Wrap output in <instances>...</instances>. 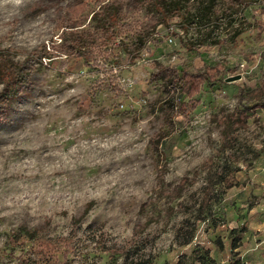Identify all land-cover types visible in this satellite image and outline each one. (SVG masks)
Returning <instances> with one entry per match:
<instances>
[{
  "label": "rangeland",
  "instance_id": "obj_1",
  "mask_svg": "<svg viewBox=\"0 0 264 264\" xmlns=\"http://www.w3.org/2000/svg\"><path fill=\"white\" fill-rule=\"evenodd\" d=\"M81 1L0 0V58L29 70L16 96L0 80V264H264V0L224 43L163 29L113 70L66 56L98 10ZM216 66L194 110L169 108L173 70Z\"/></svg>",
  "mask_w": 264,
  "mask_h": 264
},
{
  "label": "trees",
  "instance_id": "obj_2",
  "mask_svg": "<svg viewBox=\"0 0 264 264\" xmlns=\"http://www.w3.org/2000/svg\"><path fill=\"white\" fill-rule=\"evenodd\" d=\"M93 1L98 10H92L88 25L85 28H66L61 42L66 46L67 57H74L85 67L97 70H113L121 66L122 60L134 63L149 43H161L166 38L161 36L163 29L169 31L175 27L185 35L192 31L194 35L184 43L188 50L224 43L220 39L219 29L226 30L239 21L238 34L248 24L241 14L252 3V0H193L192 7L189 8L190 0H135L149 20L148 23L143 21L135 25L129 22L119 0H82L73 6V15L78 17L86 13ZM175 19H178L176 23ZM2 59L7 61L6 65L0 63V80L5 83L2 97H13L17 95L20 76L21 79L25 78L24 73L29 70H18L15 63L6 58H0V61ZM219 71L218 66L208 67L198 73L184 70L181 75L173 70L168 81V87L171 86L173 94L166 104L172 111L182 108L188 110L192 100L186 103L184 98L190 99L200 93L205 84L217 83ZM16 74L18 76L14 79ZM196 104L191 105L193 110Z\"/></svg>",
  "mask_w": 264,
  "mask_h": 264
},
{
  "label": "water",
  "instance_id": "obj_3",
  "mask_svg": "<svg viewBox=\"0 0 264 264\" xmlns=\"http://www.w3.org/2000/svg\"><path fill=\"white\" fill-rule=\"evenodd\" d=\"M241 77L240 76H237V77H231L229 79H227V82H234L236 80H239Z\"/></svg>",
  "mask_w": 264,
  "mask_h": 264
},
{
  "label": "clouds",
  "instance_id": "obj_4",
  "mask_svg": "<svg viewBox=\"0 0 264 264\" xmlns=\"http://www.w3.org/2000/svg\"><path fill=\"white\" fill-rule=\"evenodd\" d=\"M9 2H14V3H20L21 2V0H9Z\"/></svg>",
  "mask_w": 264,
  "mask_h": 264
},
{
  "label": "built area",
  "instance_id": "obj_5",
  "mask_svg": "<svg viewBox=\"0 0 264 264\" xmlns=\"http://www.w3.org/2000/svg\"><path fill=\"white\" fill-rule=\"evenodd\" d=\"M120 108H121V109H124V108H125V106H124V105H121V106H120Z\"/></svg>",
  "mask_w": 264,
  "mask_h": 264
}]
</instances>
